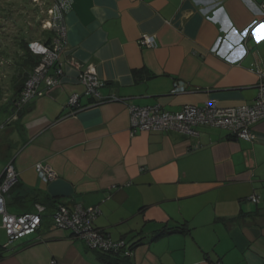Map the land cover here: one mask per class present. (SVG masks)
I'll return each mask as SVG.
<instances>
[{
    "label": "crops",
    "instance_id": "crops-1",
    "mask_svg": "<svg viewBox=\"0 0 264 264\" xmlns=\"http://www.w3.org/2000/svg\"><path fill=\"white\" fill-rule=\"evenodd\" d=\"M55 1H67L61 84L15 120L11 108L0 114V177L13 161L20 187L8 202L25 199L9 212L50 206L37 234L1 250L0 264H264V120L251 143L208 126L194 136L132 135L130 115V106H252L264 72V0ZM90 66L100 95L125 103L93 105L81 82ZM176 83L186 92L173 94ZM74 95L84 107L76 114ZM39 163L56 180L42 181ZM76 205L98 208L95 228L132 255L94 251L58 230V207Z\"/></svg>",
    "mask_w": 264,
    "mask_h": 264
},
{
    "label": "built area",
    "instance_id": "built-area-1",
    "mask_svg": "<svg viewBox=\"0 0 264 264\" xmlns=\"http://www.w3.org/2000/svg\"><path fill=\"white\" fill-rule=\"evenodd\" d=\"M67 1L55 4L50 10L52 22L49 28L55 29L57 38L51 47L35 43L30 46L35 55L42 56V63L35 69L28 80L21 98L18 102V111H21L30 102L46 95L48 91L61 84L63 69L59 65L60 54L63 50L67 31L64 26V10ZM141 44L148 48L156 46L154 37L145 36ZM259 94L252 106L237 108H221L215 102H208L204 107L186 106L181 112L170 113L163 111L160 106L137 107L130 106L131 133L147 132H176L183 135L194 136L200 126H208L227 131L230 136L237 140L255 142L257 135L255 127L264 120V72L259 71ZM81 82L86 86V94L92 97L95 104L105 102H123L124 99L111 97L104 99L99 89V82L94 67H88L82 75ZM185 87L175 84L173 94L185 93ZM72 114L84 109L78 95H74L68 102ZM16 114L12 119H17ZM11 119V120H12ZM11 122V121H8ZM39 178L46 182H53L57 173L48 165L39 163L36 165ZM19 173L13 161L9 162L0 177V230L7 238V242L0 246L1 250L7 249L15 242L37 234L47 214V208L42 204H35L32 211L23 214H13L8 210V196L19 184ZM251 201L259 203L258 197H252ZM100 215L98 208L84 209L76 205L73 210L65 206H59L53 215L55 227L60 231H69L74 239L84 241L87 246L105 254H120L130 257L132 252L125 249L124 242H114L109 236L94 226L95 220Z\"/></svg>",
    "mask_w": 264,
    "mask_h": 264
},
{
    "label": "rangeland",
    "instance_id": "rangeland-1",
    "mask_svg": "<svg viewBox=\"0 0 264 264\" xmlns=\"http://www.w3.org/2000/svg\"><path fill=\"white\" fill-rule=\"evenodd\" d=\"M55 0H0V88L3 99L10 98L11 78L15 74V53L17 39L23 35L27 39L45 40L49 37L50 10ZM1 116V115H0ZM15 212L13 206H9ZM48 214V213H47ZM7 238L0 230V246Z\"/></svg>",
    "mask_w": 264,
    "mask_h": 264
},
{
    "label": "trees",
    "instance_id": "trees-1",
    "mask_svg": "<svg viewBox=\"0 0 264 264\" xmlns=\"http://www.w3.org/2000/svg\"><path fill=\"white\" fill-rule=\"evenodd\" d=\"M49 32L50 35L49 37H47L45 40H37V38H29L27 39L25 37V35L19 37L16 41H17V50L15 53V57H16V61H15V74L13 75V77L11 78V89H10V98L9 99H3V90L2 88H0V114H3L5 112H7L9 110V108H11V114L13 113V117L17 114H19L18 111V102L21 98L22 92L28 82V80L30 79V77L32 76V74L34 73L35 69L42 63V56H38L35 55L30 46L32 44L35 43H39L42 44L46 47H51L55 41V39L57 38V32L55 31V29L53 28H49ZM7 106V107H5ZM5 107V109H4ZM10 123V122H9ZM2 124L0 123V129L3 128V126H1ZM8 123L5 126H7ZM20 185L18 184L9 194L10 196H12L18 189H19ZM17 199H12L10 200V202H8V207L11 205L14 208H19L21 207L25 202V199L16 197ZM8 201V200H7ZM35 203H41L43 205H45V207H49L50 204L49 203H44V202H38L35 201ZM34 203V205H35ZM46 207V208H47ZM27 211V210H26ZM26 211L24 213H26ZM23 214V213H22ZM46 218V216L44 217V219ZM43 219V221H44ZM170 230H166L165 233H169ZM107 235V234H106ZM108 236V235H107ZM110 237V236H109ZM115 255V254H114ZM117 256L123 257V258H128V257H124L120 254H116Z\"/></svg>",
    "mask_w": 264,
    "mask_h": 264
}]
</instances>
